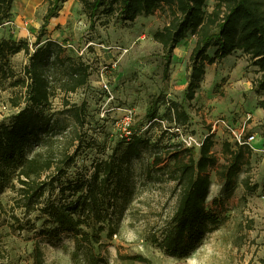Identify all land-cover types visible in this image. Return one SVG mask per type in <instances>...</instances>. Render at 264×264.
<instances>
[{"label": "trees", "instance_id": "obj_1", "mask_svg": "<svg viewBox=\"0 0 264 264\" xmlns=\"http://www.w3.org/2000/svg\"><path fill=\"white\" fill-rule=\"evenodd\" d=\"M14 1L0 0V24L10 20ZM65 1L48 0L33 43L27 38L0 37V84L9 80L10 86L18 89L10 99L17 111L8 120L0 121V197L8 189L16 193L11 207L15 222L11 227L19 232L31 231L40 221L39 235L53 238L68 233L73 238L74 261L110 264L103 254L108 246L103 236L111 240L121 234L125 212L136 190L134 160L140 158L144 148H152V168L146 174L173 181L178 190L175 211L161 235H152V240L165 254L187 258L224 220L207 206L211 172L221 180L222 193L230 195L240 173L249 171L252 147L226 137L221 162L213 150L212 131L204 137L197 155L193 147L178 141L163 143V139H156L152 143L132 127L130 135L118 138L111 153L80 171L76 163L83 144H87V101L73 103L69 95L88 83L93 67L82 56L67 53L64 44L55 39L47 38L41 44L46 26ZM208 1L83 0V4L91 22L104 15L125 23L158 9L168 11V23L153 34L162 46L166 78L176 48L189 35L195 37L185 92L188 100L195 98L207 65L237 50L249 55L257 66L261 75L255 88L264 90V12L258 9L256 0H211V8ZM211 49L213 54L209 53ZM22 51L28 61L18 74L10 59ZM59 95L62 107L57 109L54 99ZM168 102V120L184 128L188 113L177 102ZM146 116L150 127H161L160 138L177 137L162 128L157 100L147 107ZM72 168L74 173H70ZM242 184L248 190L256 189V185L250 186L248 175L242 178ZM15 209H20L22 217L15 214ZM5 212L0 198V220ZM121 258L129 264H154L143 254ZM32 259V264H48L39 241L34 245Z\"/></svg>", "mask_w": 264, "mask_h": 264}, {"label": "rangeland", "instance_id": "obj_2", "mask_svg": "<svg viewBox=\"0 0 264 264\" xmlns=\"http://www.w3.org/2000/svg\"><path fill=\"white\" fill-rule=\"evenodd\" d=\"M42 1L15 0L10 20L0 24V37L21 36L33 43L48 6V0ZM256 3L264 12V0H256ZM212 5L213 1H208L209 8ZM169 18L168 11L162 8L125 23L104 15L91 22L84 11L83 0H66L58 15L46 26L41 44L47 38L55 39L65 45L67 53L82 56L93 67L88 83L69 95L73 103L87 101L84 135L87 144H83L77 156V168L83 171L111 153L129 121L152 143L156 139H163V143L177 141V138L167 139L166 135L160 138L161 127L149 126L146 109L155 100L158 101L159 121L162 125V120L165 121L166 127L174 125L168 120V101L177 102L185 109L189 120L184 130L199 141L211 133L215 121L225 119L237 125L250 114L246 133L255 135L251 142L250 168L240 173L230 195L222 193L221 180L214 171L211 172L207 206L224 220L187 258H177L165 254L153 242L152 235H161L166 221L175 211L178 190L173 181L146 174L152 168L154 150L144 148L140 158L134 160L136 190L125 212L121 234L111 240L103 236L102 241L108 243L103 254L110 264H129L121 256L133 254L148 256L154 264H264V90L255 88L261 73L249 55L237 50L221 61L207 65L195 98L188 100L185 92L190 74L189 56L195 37L189 35L176 48L166 78L162 46L154 40L153 34L164 27ZM213 52L211 49L209 53ZM27 61L28 57L22 51L11 57L10 65L20 74ZM102 82L107 83L108 89ZM17 91L10 86L9 80L0 84V121L8 120L17 111L10 102ZM54 104L57 109L62 107L60 95L55 97ZM130 115L132 120L127 118ZM212 132L213 150L224 162L223 142L229 137L233 140L232 135L219 125ZM193 148L198 155L200 146ZM74 169L70 173H74ZM246 175L250 186L256 185L255 190H248L242 184ZM15 196L16 193L8 189L0 197L7 209L0 220V263L32 264L33 248L39 241L48 264H84L72 259L75 243L68 233L53 238L39 235L40 221L31 231L14 230L11 207ZM15 214L22 217L20 209H15Z\"/></svg>", "mask_w": 264, "mask_h": 264}, {"label": "built area", "instance_id": "obj_3", "mask_svg": "<svg viewBox=\"0 0 264 264\" xmlns=\"http://www.w3.org/2000/svg\"><path fill=\"white\" fill-rule=\"evenodd\" d=\"M119 49L123 50L122 47H119ZM127 50L128 49L125 48V51H127ZM103 86L106 89H108L107 83H103ZM127 118H128V120H132L131 115L128 116ZM250 119H251V115L248 114L245 117L244 121H242L241 123L240 122L236 123L237 125H239V127H237V125H234V124L227 122L225 119H219V120L214 122L213 127L211 128V131H214L217 125L222 126L224 128V132L226 131L232 135L233 141H237L239 143H248L251 145V142L253 140H255V135L246 133V125ZM162 122L164 125L165 121L162 120ZM126 124H127V126L124 129V133L120 134V136L121 135H130L131 132L133 131V128L130 125L131 121L126 122ZM164 128L169 130V132H174L177 135V137H176L177 141L181 142L183 144V146H185V147H193L195 145L201 146V144H202V141H199L195 136L192 135V133L186 132L182 126L173 125L172 127L168 128V127H166V125H164Z\"/></svg>", "mask_w": 264, "mask_h": 264}, {"label": "crops", "instance_id": "obj_4", "mask_svg": "<svg viewBox=\"0 0 264 264\" xmlns=\"http://www.w3.org/2000/svg\"><path fill=\"white\" fill-rule=\"evenodd\" d=\"M43 1H44V0H43ZM43 1H42V2H43ZM17 38L19 39V38H21V36H18Z\"/></svg>", "mask_w": 264, "mask_h": 264}]
</instances>
